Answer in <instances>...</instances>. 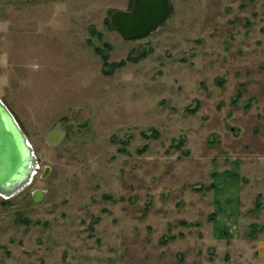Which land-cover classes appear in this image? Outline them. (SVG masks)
Instances as JSON below:
<instances>
[{
  "label": "rangeland",
  "instance_id": "rangeland-1",
  "mask_svg": "<svg viewBox=\"0 0 264 264\" xmlns=\"http://www.w3.org/2000/svg\"><path fill=\"white\" fill-rule=\"evenodd\" d=\"M132 1L0 0V98L39 160L0 195V264H255L264 0H171L128 39Z\"/></svg>",
  "mask_w": 264,
  "mask_h": 264
},
{
  "label": "water",
  "instance_id": "water-1",
  "mask_svg": "<svg viewBox=\"0 0 264 264\" xmlns=\"http://www.w3.org/2000/svg\"><path fill=\"white\" fill-rule=\"evenodd\" d=\"M172 11L171 0H133L131 7L115 9L110 24L128 39L145 36L161 26ZM67 131L57 122L46 134L47 142L55 147L62 143ZM39 160L29 138L12 110L0 98V195L11 197L27 187L38 172ZM46 166L42 177L50 171ZM44 190L36 189L37 200Z\"/></svg>",
  "mask_w": 264,
  "mask_h": 264
},
{
  "label": "crops",
  "instance_id": "crops-1",
  "mask_svg": "<svg viewBox=\"0 0 264 264\" xmlns=\"http://www.w3.org/2000/svg\"><path fill=\"white\" fill-rule=\"evenodd\" d=\"M244 156H246V155H244ZM246 159L248 161H250V157L249 156ZM235 160H236V165H238V159H235ZM237 169H238V167H237ZM237 169L234 170V172L235 171H239V169L238 170ZM232 170H233V168H232ZM233 175H235V178H232L231 183L232 184L234 183L233 186H232L234 188V187H236L238 185V181H239V178L241 177V174L239 175V173H233ZM241 179L242 178H240V180ZM232 187H231V189H232ZM240 202H241V200H240ZM233 211H234V213L236 215L237 212H238V209L237 208H234ZM255 243L257 245V248H256L257 249V260L255 261V264H264V240H261V239L257 238V240H256Z\"/></svg>",
  "mask_w": 264,
  "mask_h": 264
},
{
  "label": "trees",
  "instance_id": "trees-1",
  "mask_svg": "<svg viewBox=\"0 0 264 264\" xmlns=\"http://www.w3.org/2000/svg\"><path fill=\"white\" fill-rule=\"evenodd\" d=\"M96 51H97L98 53H101L100 48H96ZM103 58H104L105 61L107 60L106 57H105V55H103Z\"/></svg>",
  "mask_w": 264,
  "mask_h": 264
}]
</instances>
